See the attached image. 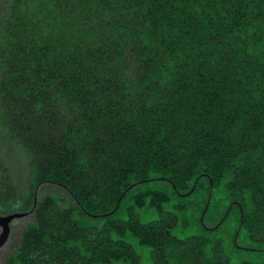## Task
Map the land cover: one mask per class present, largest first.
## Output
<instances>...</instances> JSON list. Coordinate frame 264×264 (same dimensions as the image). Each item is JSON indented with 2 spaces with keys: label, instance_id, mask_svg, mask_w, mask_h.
Wrapping results in <instances>:
<instances>
[{
  "label": "trees",
  "instance_id": "16d2710c",
  "mask_svg": "<svg viewBox=\"0 0 264 264\" xmlns=\"http://www.w3.org/2000/svg\"><path fill=\"white\" fill-rule=\"evenodd\" d=\"M24 3L30 4L32 10L26 7L30 12L20 15L18 28L27 31L29 40L23 41L24 34H8L6 44L17 45L18 42L24 52L19 48L15 53H9V47L5 46L2 56L7 62L17 60L18 56L25 59L19 63L22 68L17 70L16 75L25 74L24 71H28L29 66H34L38 60L49 71L54 69L56 76L67 70L64 73L68 77L63 78L62 86L74 92L78 100L96 97L92 105L100 114L95 115V123L98 124L103 123L100 121L102 116L109 119L108 114L112 108L116 110L118 107L109 106L101 98L107 92L106 89L115 90L117 85L124 92L129 89L134 92L137 87L143 92L149 89L148 94L145 92L134 95L133 109L125 114L124 120H132L135 128L142 124L140 130H135L132 139L128 137L123 140L126 134L117 132V122L105 128L108 132H117L118 138L115 137L118 144L131 145L123 151V155L132 159L124 160L125 162L116 160L120 168L124 169V179H119L122 172L116 169L113 177L115 181L118 178L120 183L109 186L104 193L92 194L94 206L79 199L81 210H69L73 221L71 223L76 224L77 230L82 233L80 229L83 232L95 229L96 232L103 233L108 226H113L108 230V243L115 245L111 247L112 252L117 251V244L122 241H114L111 232L114 231L119 236L125 234L114 227L120 224L116 220L111 221L109 216L117 211L112 214L109 213L110 210L119 207V198L127 189L129 191L126 194H129L131 189H135V185L142 187L144 183L154 180L161 184V180H164L166 183H162L166 185V190L156 188L151 197L156 200L158 212L165 214L170 211L166 207L182 209H178V217L171 212L164 217H172L176 224L184 225L187 230H194L197 219L203 216V212L213 210L212 216L211 213L208 214L209 218L204 219L205 215L203 216L201 225L211 231L218 229V234L222 235L221 239L211 237L212 263L219 258L222 260L218 261L219 264H233L230 257L239 259L243 253L245 256L240 259V264L264 263V221L244 220L239 215L241 207L249 214H255L256 195L264 193V0H24ZM126 8L142 10L143 14L135 18V14ZM73 12L76 15L84 12V18L75 17ZM103 12L121 13L123 17H133L132 21L138 23V27L132 24L128 26L122 20L123 26H120L121 38H131V42H124L129 43L131 50L128 52L132 54L133 64L137 65L134 77L130 76L127 67L121 63L122 57L116 48L117 41L116 44L113 42L112 49H108V43L94 47L102 38L103 26H97L96 23L100 22L93 23L92 20L96 18L95 15ZM87 20L92 23L85 28L82 24L87 23ZM57 26L61 27L57 30L62 33L59 38L52 33ZM82 43L87 49L81 48ZM65 60H78L75 62V71L84 72L85 77L91 79H77L74 73H68L69 66L57 67L59 62H66L68 65ZM123 70L128 73L122 72ZM228 70H232V73ZM39 73L43 79L36 82L29 80L21 86L10 84L7 87L12 88L20 98L27 96L28 92H34L35 102L41 107L42 95L53 88L54 83L56 88L57 83L47 80L43 72ZM83 84L86 90L82 88ZM98 84L102 87L98 88ZM173 90L178 91L176 97L172 96ZM63 93L59 92L61 99L65 97ZM83 102L80 101L81 105ZM187 136H192L193 141H189L188 145H181L178 151L175 150L171 144L177 145ZM123 141L125 142L122 143ZM172 151H177V155L185 154L179 156L186 160L182 168L183 176L170 167L171 164H176L172 160L175 158ZM86 157L83 154L79 161L84 162ZM35 169L31 168L30 179L36 177V182L57 181L71 187L64 180H59L60 177L54 171H45L40 177ZM185 175L187 177L184 178ZM31 181L35 184L34 179ZM221 181H224L223 185ZM136 182L138 183L135 184ZM207 182L208 185L211 184L209 188ZM195 183V189H199L189 197L195 191L190 190ZM218 184L220 188H228L230 198L229 205L223 207L225 211L221 217L228 211L231 202L239 203L232 207L240 212L239 220L235 218V229L230 230L223 225V219L217 215L221 211L222 195L220 196V192L216 196L213 193ZM147 191L148 188L145 187L141 193ZM52 199L59 207L64 204L69 208V204L64 200L60 201L59 196L55 195ZM19 203V200L15 201V207ZM188 212L191 214L188 215ZM100 218H106L100 226H95L94 222L87 225L85 223ZM138 219L144 224L139 216ZM213 223H217L215 228L211 226ZM65 224L69 227L72 225L68 221ZM208 226L212 228H207ZM125 230L129 231L127 228ZM132 233L130 237L135 235L141 242V237ZM167 234L172 241L177 242L176 248L160 246L167 252L168 262L169 257H174L177 264H211L207 260L210 257L200 255V250L209 240L203 239L198 233L187 232L186 240L177 239L168 232ZM79 235H73V238L62 244L67 249L78 250L84 258L91 260L93 248ZM39 236L48 242L52 241L51 236L44 233L42 221L33 224L25 234L18 254L13 256L10 264H29L28 256L34 249L33 240ZM193 238L197 240L193 247L184 245L183 242ZM70 243L80 246L84 254ZM141 243L147 244L154 251L158 250L151 241ZM230 247L234 254L228 249ZM180 250H183L182 253L176 254ZM258 253L260 255H256ZM133 254L136 256L134 251ZM109 260L108 264H116L119 260L124 264H135L126 255L118 258L110 256ZM151 261L154 264L153 257ZM98 263L103 264L95 260L94 264Z\"/></svg>",
  "mask_w": 264,
  "mask_h": 264
},
{
  "label": "rangeland",
  "instance_id": "374dc122",
  "mask_svg": "<svg viewBox=\"0 0 264 264\" xmlns=\"http://www.w3.org/2000/svg\"><path fill=\"white\" fill-rule=\"evenodd\" d=\"M16 6H18L17 9ZM26 7L32 10L31 5L25 4L24 0H0V215L8 216L17 214L19 216L10 223L9 237L6 243L0 247V264L11 263L13 256L18 254L22 246L25 234L33 224L40 221L44 224V233L50 235L52 241L48 242L45 239L43 240L41 236L35 238L33 240L34 249L28 256L30 259L29 264H33L31 262H35V264H94L95 260H99L103 264H108V262H110V256L118 258L123 255L130 257L135 264H153L151 261L152 257L154 264H171L170 262H174L175 258L169 257L168 262L166 259L167 252L161 247L166 248L172 246L176 248L175 244L177 242L172 241L167 232L180 240L187 239V232L192 234L198 233L203 239L209 240L200 250V255L202 254L206 258L210 257L211 237H220L219 239H221L222 235L218 234V229L211 231L205 229L201 225H203V216L205 215L204 219L209 218L210 216L208 214L211 213L212 216L213 210L203 212V216L197 219L196 229L194 230H187L184 225L176 224L175 219L172 217H164L168 212L178 217L179 211H182V209L179 208L173 207V209H171L170 207H166V210L170 211H164L165 214H160V212H158L159 209H157V205L155 204L156 200L151 197L156 188L160 189L162 187V190H166V185L163 184L166 183L164 180H161V184L154 180L144 183L142 187L135 185V189H131L132 192L129 194H126L129 191V189H127L119 198V207H116L118 210H115L116 208L110 210L109 213L112 214L114 211H117L112 216H109L111 221L116 220L118 225L120 224L119 226L114 225V227L119 228L118 231L121 234H125L124 236H119L113 231L111 232L112 239L128 244L119 242L117 244V251L112 252L111 247L115 245L108 243V230L113 226H108L103 230V233L96 232L95 229L85 232L80 229L82 232L80 233L77 230L76 224L71 223L73 221L70 217L69 210L71 208L79 211L81 210L79 199L88 205L94 206L91 201L92 194L104 193L108 190L109 186L114 185L116 182L120 183V178L124 179V169L120 168L116 160L125 162L124 160L132 159L126 158V156L123 155V151L131 147V145L118 144L116 133L118 131H120L121 134L125 133L126 136H123V140H126L128 137L132 139L135 130H140L142 124L140 123L141 126L135 128L136 126L132 120H124L125 114H129L133 109L132 107L135 104V99H133L134 95L145 92L148 94L149 89L143 92L140 87H137L134 92L131 91V89L124 92L123 90H119L121 88L119 85L116 86L115 90L106 89L105 91L107 92L102 94L103 97L101 98L105 100L109 106L116 105L118 107L116 110L112 108L108 114L109 119L102 116L100 121H103V123L98 124L95 123L97 120L95 115L98 116L100 114L95 111L92 105V101L95 103L94 99L96 97L89 96V100L83 98L78 100L76 94H73L74 92L62 86L64 84L63 78L68 77L67 74L64 73L67 70L61 73L59 72L58 76H56L57 73L54 69L49 71L50 69L47 67L45 68L44 64H41L38 60L34 66H29L30 69H28V71H24L26 75H16L17 70L22 68L19 63L25 61V59L18 56L17 60L14 59L7 62L2 56L6 50L5 46L9 47V49H7L9 53H15L14 51L19 48L20 51L24 52L18 42H16L17 46L13 43L6 44L5 40L8 34L16 33L20 35L24 34L23 41L29 40V36L26 35L27 31L23 29L19 30L18 28L19 22H21L20 15H27L28 12H30ZM126 9L131 10L130 12L135 14V16H133L135 18L143 14L142 10L134 11L131 8ZM84 14L83 12L77 13L76 15L73 12L75 17H83ZM120 15L116 12H114V14L103 12L95 15L96 18L92 21L93 23L94 21L100 22L96 23V25L103 26V34L102 38L98 40L94 47H101L104 43H108V49H112L113 42L116 44L117 41L118 44H116V48L119 49V55L122 57L121 63L123 62L122 64L127 67L126 69L129 70L130 76L134 77L133 72L137 71V65L133 64L132 54L128 52V50H131L129 43L124 42H131V38H127L126 40L121 38L120 26H123V24H121L122 20L126 24L128 23V26L132 24L138 27V23L132 21L133 17H123ZM91 23V21L87 20V23L82 24V26L86 28ZM10 25H12L11 29ZM114 26L118 27V29ZM59 28L61 27L57 26L52 32L55 34L56 38L62 35L61 32L57 31ZM82 29L83 28H81V30ZM85 46V44H81L83 50L87 49V46ZM76 53L78 56H81L80 53ZM106 54L107 53H105V55ZM65 61L68 62V65L66 62H59L57 63V67L69 66L68 73H74L77 79H91L90 77H85L86 74L84 72L75 71L78 60L75 61L76 63L73 60ZM53 67L56 68L55 66ZM127 70H123L122 72H127ZM39 72H43L47 80H52L57 83L56 88L54 83V87L49 88L48 92L42 95L41 107H38L35 102L34 92H28L27 96L25 95L20 98L17 97L12 88L8 89L7 86L10 84H18L21 86L24 82L26 83L29 80L31 82H36V80L43 79ZM228 72L232 73V70H228ZM98 76L102 78L101 74H98ZM120 84H123L122 79L120 80ZM31 87L34 86L32 85ZM47 87L50 86L47 85ZM97 87L101 88L102 85L98 84ZM82 88L86 90L84 84ZM59 92H64V99L60 98ZM117 92L119 93L117 94ZM177 92L178 91L173 90L172 96L176 97ZM80 101H84V104L81 105L82 103H80ZM122 111L124 114H122ZM118 120L120 121L118 122ZM116 122V126H118L117 132H108L105 130V128ZM148 135H150L149 132ZM189 141H193L192 136H187V138L183 137L177 145L174 143L171 145L178 151L181 145H188ZM124 142L125 141L122 143ZM177 151L171 152L175 157L172 158V160H174L176 164H171L170 167L172 170L182 175V168H184L183 165L186 163V160L179 158V156H185V154L177 155ZM83 154H86L87 157L84 162H81L79 159L83 158ZM32 167L36 168L35 170L39 173L40 177H42L41 174L45 171H54L60 177L59 180H64L66 183L70 184L71 187L69 188L57 181L49 182L40 180L36 182V177L32 178L35 182V184H33L31 181L32 179H30ZM116 169L120 170L122 173L119 175V179L116 178L115 181L113 176L117 172ZM243 173L244 172H242V174ZM39 175H37V177H39ZM244 176L245 175H243V177ZM185 177H187V175H185L184 178ZM223 182L224 181H221L222 185ZM137 183L138 182L135 184ZM196 183L190 188L191 191L192 189L195 191L191 192L189 197L199 189V187L195 189L197 186ZM198 186H200V183H198ZM210 186L211 184L209 183L208 185L207 182V187L209 188ZM145 187L148 188V191L141 193ZM219 192L220 196L222 195L220 198L221 211L218 212L217 215L223 219V225L230 230L236 228L235 218L238 221L239 215L240 219L244 218V220L261 219L264 221V193L256 195L257 211L255 214H249L244 207H241V215L240 212L232 208L236 207L237 204L239 205V203L233 204L231 202L228 207L229 212L226 210L227 212L221 217L222 212L225 211L223 207L224 205H229L230 198L228 197V188L224 186L220 188V184L215 186L213 194L216 196ZM55 195L60 197V201L64 200L68 203L69 208H66L64 204H61V207L56 205L55 201L52 199ZM17 200H19L20 205L15 207L14 202ZM210 208L211 206L208 209ZM184 212L185 210H183V213ZM190 214L191 213L188 212V215ZM138 216L144 224L141 221L139 222ZM104 219L106 218H100L97 221L89 220L85 221V223L87 225L90 222H94L95 226H100ZM66 221L72 225L69 227L68 224H65ZM123 223H125L124 226ZM211 226L215 228L217 223H213ZM211 226L207 228H212ZM126 228L129 229V231H126ZM222 231L225 232L224 229ZM1 232L2 228H0V235ZM132 232L141 237V242L151 241L158 250L154 251V249L148 247L147 244H142L135 235L134 237H130V233ZM77 234H80L79 236H82L84 240L88 241L86 243L93 248L94 255L91 260L84 258L79 254L78 250L67 249L64 247L65 245L62 244L65 240L73 238V235ZM196 242L197 240L193 238L183 243L188 247H193ZM197 246L199 248L201 247L199 245ZM72 247L80 249L82 254H84V250L77 244L73 243ZM228 249H231L234 254L232 247ZM133 251L137 257L133 254ZM182 251L183 250H180L176 254H181ZM256 255H260V253ZM243 256H245V253L241 254L239 259L233 258V256H231L230 259L233 264H240L242 262L240 259H242ZM207 260L211 262V257ZM218 261L222 262V260L218 258L216 262H211V264H219ZM122 263L123 262L120 260L116 262V264ZM125 264H128V262H125ZM172 264L177 263L174 262ZM258 264L264 263L259 262Z\"/></svg>",
  "mask_w": 264,
  "mask_h": 264
},
{
  "label": "water",
  "instance_id": "95a60500",
  "mask_svg": "<svg viewBox=\"0 0 264 264\" xmlns=\"http://www.w3.org/2000/svg\"><path fill=\"white\" fill-rule=\"evenodd\" d=\"M19 216L17 214L14 215H8V216H1L0 215V227L2 228V232L0 235V247H2L10 234V223L13 219L18 218Z\"/></svg>",
  "mask_w": 264,
  "mask_h": 264
},
{
  "label": "clouds",
  "instance_id": "9594fccd",
  "mask_svg": "<svg viewBox=\"0 0 264 264\" xmlns=\"http://www.w3.org/2000/svg\"><path fill=\"white\" fill-rule=\"evenodd\" d=\"M1 228V227H0Z\"/></svg>",
  "mask_w": 264,
  "mask_h": 264
}]
</instances>
